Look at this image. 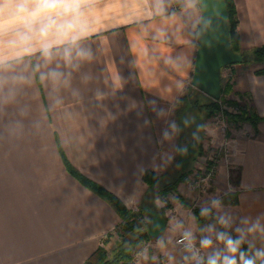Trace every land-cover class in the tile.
<instances>
[{
    "label": "crops",
    "instance_id": "0c3cea01",
    "mask_svg": "<svg viewBox=\"0 0 264 264\" xmlns=\"http://www.w3.org/2000/svg\"><path fill=\"white\" fill-rule=\"evenodd\" d=\"M233 2L240 51L263 47L264 0ZM91 16L93 34L86 42L94 52L91 61L73 70L57 57L45 66L36 53L13 63L7 73L27 80L9 81L0 89V264H85L105 239H115L121 217L69 166L131 210L149 190L144 175L162 176L172 168L175 142L164 157L154 116L178 106L192 86L199 46L197 0H100ZM50 68L71 72L69 83L41 80ZM231 68L235 94H250L263 121L257 131L250 124L235 127L229 135L231 163L222 162L200 192L183 183L178 191L198 208L213 211L220 222L227 220L237 237V229L257 222L264 227V73H257L264 67L242 63ZM207 136L215 149L225 138L212 127ZM232 170L239 173L238 186L230 181ZM230 194L236 202L222 203ZM170 200L171 208L164 209L165 232L170 230L162 239L165 250L171 264H195L176 239L186 231L193 234L197 220L191 209ZM213 201H220L219 207ZM155 203L163 208L159 198ZM247 241L264 247V232L247 234ZM158 242L152 256L137 255L133 264L159 259L157 264H169ZM224 248L213 238L203 248L206 260Z\"/></svg>",
    "mask_w": 264,
    "mask_h": 264
},
{
    "label": "clouds",
    "instance_id": "9594fccd",
    "mask_svg": "<svg viewBox=\"0 0 264 264\" xmlns=\"http://www.w3.org/2000/svg\"><path fill=\"white\" fill-rule=\"evenodd\" d=\"M202 2L205 0H197L200 31L203 33L211 29V21L201 15ZM99 3L100 0H0V22H9L8 25L0 23V89L9 81H26L25 76H10L7 73L13 63L36 53H39L45 66L52 64L57 57L67 68L73 70L79 69L82 63L91 61L94 52L86 42L93 34L91 12ZM70 76L71 72L66 75L56 68H50L40 74V79L51 80L54 85H67ZM213 206L219 207V201H213ZM207 213L208 209L202 211V215ZM221 223L227 226L228 221L222 219ZM258 231L264 232V227L259 222L247 229H237L239 235L236 238L218 235L217 238L225 245L223 254L221 251L210 253L207 264H257V261L264 264V247L257 248L247 241V234ZM183 240L187 241L186 248L192 253V259H199V250L194 248L191 233L185 232ZM246 242L248 249L243 250L242 245ZM211 245V239H203L200 243L201 248H209ZM157 247L171 264L172 256L165 250L163 240L158 242ZM141 255L147 259L146 250Z\"/></svg>",
    "mask_w": 264,
    "mask_h": 264
},
{
    "label": "rangeland",
    "instance_id": "374dc122",
    "mask_svg": "<svg viewBox=\"0 0 264 264\" xmlns=\"http://www.w3.org/2000/svg\"><path fill=\"white\" fill-rule=\"evenodd\" d=\"M245 64H250L253 66L256 65L257 67H264V61L257 62V63L249 62ZM231 67L232 66L227 67L222 70V78H223V83L225 86H227L229 83H231V85L234 83L235 76H234L233 69ZM195 89L196 88H194L192 85L190 89H188V91L182 96L178 106H176L175 108L166 106L164 110H162L160 113L162 116L160 114L159 116L155 115L154 119H155L156 129L158 130V135L161 138L162 144L164 146V154H163L164 157L167 156V153H168L167 150H169L175 142V159L173 161L172 168L170 169L171 175L169 176V178L172 176H177V174H179L178 166H176L177 164L176 161L178 159L180 148L185 146L189 142H193L197 140L198 138V153L194 157L192 164L190 168L188 169L189 173H188L187 178L183 182H181L185 184L191 192H193L194 194L195 193L197 194L198 192L202 190L205 184H203L202 187L199 189V188H194L192 183L195 182L196 180H201V178L206 175V171L211 165V160H212L211 158L215 157V155L218 153V151L214 147L212 148L211 144L209 143L210 139L207 136V130H210L211 127L214 129L220 130V126L222 125V123H225V124L227 123L228 128H229V135H230L236 126L234 125V123H232L228 119V117L226 116V113L229 111L234 112V113L239 112L240 107L242 108L245 106H249V101L248 99H244L243 101L240 102V106L238 105L236 107V106H230L229 104H226L225 101H222L220 99L222 101V104L219 103V105L221 106L220 111L209 117L207 116L206 109L204 108L206 103L209 102L208 100L209 97L200 91H199L200 93L197 92V90ZM228 98H231L233 100L234 99L238 100L236 98V95H233V94L229 95ZM190 101H192L193 104L195 105L192 106ZM222 111H224V113H222ZM221 115H224L223 121L220 118L222 117ZM200 119H204V122H205L203 132H201L200 134L196 132L197 134L194 133L193 135H189V133L186 131V128L189 122L194 121L195 126L198 127ZM177 122H179L178 128H177V124H178ZM173 125H175V128L173 127ZM183 136L186 138V141H183ZM220 164H218V167ZM217 173L218 172L215 173V176ZM235 175H237V173H235ZM215 176L213 180L215 179ZM197 177H201V178L197 179ZM148 192L142 198V200H140L138 208H136V210H132L137 215V217H139L138 222L141 223L143 227L148 226V225L150 226L151 224V219L149 215L142 214L141 212L142 207L143 208L146 207V206L144 207L143 204H144L146 196L148 195ZM224 197H222L221 200H223ZM158 198L160 199V202L163 205V208L161 209H170L171 203H172L170 202L172 201L170 199H176L173 194H165V195L159 196ZM156 199H155V202H156ZM178 202H180L186 208L191 209V210L193 208H198L196 204L191 203L186 199H183V202L182 201H178ZM185 204H188V205H185ZM208 224H210V226H207ZM186 232L191 233L192 238L197 242L198 245H200L201 241L203 240V238H205V236L209 237V239L212 240L213 238L218 237V233L231 236L232 238L235 237V235L230 232L229 228H227L224 224H222L216 218L213 211H208V218L205 224L200 226L197 222V229L196 231H194L193 234L192 232H189V231H186ZM169 234H170V230L163 233L161 237H159L158 239H152L151 241L134 246V255L136 253L145 252L146 250V255H148V257L152 256L153 252L156 251L155 243L157 241H161L163 238H165ZM123 237L129 240L132 239V236L130 233H123L121 232V229L118 230L117 234L114 237L115 239L109 240V243L106 246V248L108 249L110 253H113L116 250L122 249L124 247V245L121 242V239ZM177 239H176V244H177ZM201 249L203 250V248ZM203 253H204V250H203ZM160 261L162 260L159 259L157 263Z\"/></svg>",
    "mask_w": 264,
    "mask_h": 264
},
{
    "label": "trees",
    "instance_id": "16d2710c",
    "mask_svg": "<svg viewBox=\"0 0 264 264\" xmlns=\"http://www.w3.org/2000/svg\"><path fill=\"white\" fill-rule=\"evenodd\" d=\"M227 3V9L229 12V29H230V44L231 48L235 53L242 54L244 56V62L243 63H249V62H263L264 61V46L260 47L258 49H255L251 52L244 53L240 51L239 48V33H238V18H237V12L236 7L233 2V0H226ZM258 74H263L264 69H261L257 72ZM197 90V89H195ZM197 92H199L197 90ZM200 93V92H199ZM236 95L238 96V100H233L231 98H228L229 95ZM251 95L250 94H235L233 84L229 83L227 86L223 83L222 78V101H225L226 104H229L230 106H240V102L244 99H248L249 106L240 107L239 112H227L226 116L228 119L234 123L236 127H240L244 124H250L254 128V130L257 131L259 124L263 121V119L257 114L254 107L250 104L251 101ZM209 102L206 103L204 108L206 109L207 116H212L220 111L221 106L219 105V101H215L209 97ZM192 106V101H190ZM204 119L199 120V126L196 127L194 121H190L186 131L189 133V135H193L194 133H201L204 130ZM196 133V134H197ZM199 137V135H198ZM198 140V138H197ZM183 141H186V138L183 136ZM177 166V164H176ZM70 172L74 175L75 178H77L82 184L85 185L86 188L90 189L94 193L100 195L104 200H106L119 214V216L122 219V225L120 227L121 232L123 233H130L132 236V239H127L123 237L121 239L122 244L124 247L122 249H118L113 253H110L106 246L109 243V240L111 237H108L102 242V245L100 248L86 261L85 264H133L134 261V246L138 244H142L148 241H151L152 238L148 235L147 229L148 226H142L141 223L138 222L137 215L129 209L117 196L106 190L103 186L89 180L85 176H83L81 173L74 170L71 166H69ZM179 174L177 176H172L170 173H167L162 176H158L153 171H148L144 177L143 181L148 185L149 192L148 195L145 198L143 206H150L152 209L159 211L165 215V210L159 208L156 203L155 199L159 196L165 195V194H173L177 201L183 202V197L178 191V186L181 182H183L187 176V172H182L178 168ZM234 170L231 172L230 181L234 186L239 185V173L235 175ZM232 195H226L223 198L224 204L229 203H235V200H232ZM188 205V204H185ZM193 214L200 226L205 224L208 218L207 215H202V209L200 208H193L192 209ZM142 214H147L146 210L142 207L141 209ZM148 215V214H147ZM236 238V237H234ZM243 250L248 249V245L244 244L242 245ZM257 264H259V261H257Z\"/></svg>",
    "mask_w": 264,
    "mask_h": 264
},
{
    "label": "water",
    "instance_id": "95a60500",
    "mask_svg": "<svg viewBox=\"0 0 264 264\" xmlns=\"http://www.w3.org/2000/svg\"><path fill=\"white\" fill-rule=\"evenodd\" d=\"M202 16L211 21V29L198 32V52L192 85L215 101L222 98V70L242 64L244 56L235 53L230 44L229 12L226 0H205L201 4ZM198 153V140L181 147L177 166L187 172ZM151 219L147 229L152 239H158L167 229L166 216L149 206L144 208Z\"/></svg>",
    "mask_w": 264,
    "mask_h": 264
},
{
    "label": "built area",
    "instance_id": "2783aa9c",
    "mask_svg": "<svg viewBox=\"0 0 264 264\" xmlns=\"http://www.w3.org/2000/svg\"><path fill=\"white\" fill-rule=\"evenodd\" d=\"M219 103L222 104V101L219 100ZM222 113H224V111H222ZM222 117H220L222 119V121L224 120V115H221ZM220 131L221 133H223V135L225 136L223 143L220 145V147L218 149H216L218 151V153L215 155V157L211 158V165L209 166V168L206 171V175L204 177H197V179L201 180H196L195 182H193V187L194 188H201L203 184L205 183H210L213 181V178L215 176V173L218 171L219 167L218 164L225 162L226 164H230L231 163V157H232V150L230 148V144H229V128L227 123H222V125L220 126ZM221 165V164H220ZM219 165V166H220ZM191 184V185H192ZM194 240V239H193ZM177 245L182 249L187 251L186 245H187V241L183 240V235H181L180 237H178L177 239ZM194 248L198 249V257L199 259L197 260H193V262L195 264H207V260L205 257V254L203 253V250L199 247V245L197 244V242L194 240ZM191 258H192V253L187 251ZM144 253V252H141ZM141 253H136L135 256L140 255Z\"/></svg>",
    "mask_w": 264,
    "mask_h": 264
}]
</instances>
